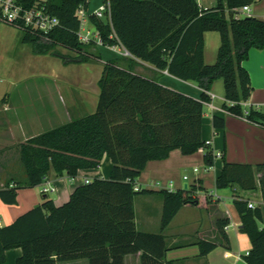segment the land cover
Listing matches in <instances>:
<instances>
[{
    "label": "trees",
    "instance_id": "16d2710c",
    "mask_svg": "<svg viewBox=\"0 0 264 264\" xmlns=\"http://www.w3.org/2000/svg\"><path fill=\"white\" fill-rule=\"evenodd\" d=\"M91 0H18L29 9L37 5L59 19L48 34L18 28L23 42L35 55H49L77 63H99L95 44H82L78 38L81 7L89 10ZM256 0H218L214 9L202 8L197 0H105L109 12L104 18L89 16L106 47H123L129 55L103 64L99 80L100 96L94 113L78 118L51 131L30 138L18 146L24 179L12 180L0 188V200L18 203V192L34 189L46 181L50 172L74 179L81 170L100 168L104 157L113 165L108 179H96L75 189L69 201L57 206L49 198L7 226H0V264H6L7 252L21 249L17 264H59L85 259L89 264H125V257L141 253V264H173L166 261L170 248L163 231L185 206L206 207L212 196L201 185L188 189L160 192L163 215L160 233L137 229L134 201L153 191L136 187L151 161H162L174 150L191 156L205 151V165H215L216 154L203 137L205 104L217 80L224 81V110L245 118L264 129V112L243 103L253 87L243 63L250 50H264V20L239 16L236 12ZM221 35L217 61H204V34ZM57 48L73 53L65 57ZM74 60V61H72ZM182 81L195 82L203 90L200 99L161 85L156 79L136 72L139 62ZM215 128L225 127L214 117ZM224 169L216 180L217 189L234 184L245 191L261 189L264 200V163H232L223 158ZM199 183V182H198ZM140 187V186H139ZM235 199L234 206L242 223V232L251 242L244 256L247 264H264V228L261 208ZM228 218L217 221L220 241L199 239L201 257L219 246L230 249L225 232Z\"/></svg>",
    "mask_w": 264,
    "mask_h": 264
},
{
    "label": "crops",
    "instance_id": "0c3cea01",
    "mask_svg": "<svg viewBox=\"0 0 264 264\" xmlns=\"http://www.w3.org/2000/svg\"><path fill=\"white\" fill-rule=\"evenodd\" d=\"M104 1L98 0V7L91 8L89 12L96 11ZM197 2L204 9H214L218 6V0ZM249 8L251 16L264 20V0H256ZM220 46V33L208 31L204 34L206 64H214L217 61ZM97 51L101 56L99 63H65L62 59L50 55H36L54 61L62 70V75L58 73L53 76L58 90L42 93V97H38L42 102L40 108L29 107L27 102L24 106L17 107L13 105L14 99L10 93L0 98V188H4L12 180L19 181L25 177L18 151L21 143L96 111L100 96L98 83L103 64L120 59L126 53L120 46L98 47ZM138 62L137 73L156 79L161 85L184 95L195 99L202 97L203 90L195 82L182 81L170 75L168 71ZM243 67L248 71L253 87L251 97L243 103V107H252L264 112V50H250L249 58L243 63ZM209 95L211 102L205 104L203 137L217 155L215 165L212 168L206 167L204 150L191 156L174 150L165 160L149 162L138 184L140 188L154 193L135 199L136 226L144 233H160L164 207L160 192L184 189L186 184L188 188L193 184L201 185L212 196V204L206 207V196L202 193L201 206H185L178 212L163 231L170 248L166 261L173 264H247L244 256L249 254L251 242L242 232V223L234 200L243 199L255 208H261L263 221L259 225L264 228V200L261 189L259 187L255 191H245L237 184L217 189L215 184L223 172L224 157L227 161L238 164L264 163V129L224 110L226 99L223 80L214 82ZM214 117L224 119L225 127L215 128ZM112 169V162L104 157L100 168L81 170L74 179L50 172L41 186L20 190L16 205H7L0 200V226L14 223L21 215L41 205L45 198L53 200L57 206L64 205L77 187L84 185L86 181L110 178ZM185 177H188V180H185ZM45 188L51 191L44 194ZM222 218L230 220V225L225 229L230 240V249L219 246L206 257H201L196 242L199 239L219 242L217 221ZM141 255L138 253L126 256L125 264H141ZM21 256V249L8 251L6 264H17ZM59 264H89V261L81 259Z\"/></svg>",
    "mask_w": 264,
    "mask_h": 264
},
{
    "label": "rangeland",
    "instance_id": "374dc122",
    "mask_svg": "<svg viewBox=\"0 0 264 264\" xmlns=\"http://www.w3.org/2000/svg\"><path fill=\"white\" fill-rule=\"evenodd\" d=\"M94 7H98V0L90 1L89 11ZM56 51L65 57L75 56L61 48ZM59 66L50 59L34 55L32 47L23 42L19 29L0 24V98L10 93L13 105L20 107L27 102L29 107L40 108L42 102L38 97H42V93L58 90L53 76L62 75Z\"/></svg>",
    "mask_w": 264,
    "mask_h": 264
},
{
    "label": "built area",
    "instance_id": "2783aa9c",
    "mask_svg": "<svg viewBox=\"0 0 264 264\" xmlns=\"http://www.w3.org/2000/svg\"><path fill=\"white\" fill-rule=\"evenodd\" d=\"M110 8L108 4H102L96 11L90 13L84 7H81L78 11V17L81 25L78 32V38L82 44H95L98 47H103L104 42L101 38V34L96 30L89 21V16L94 14L98 18H104L106 12H109ZM249 6H244L238 9L236 12L239 16H251ZM0 24H6L16 26L18 28H29L39 33L48 34L57 28L60 21L57 17L52 16L45 8V6L37 5L33 8L26 9L19 4L18 0H0ZM125 55H129L128 52ZM245 116L249 114V109H245ZM197 171V170H196ZM188 180V177H185ZM90 183L86 181L85 184ZM139 186L136 187L138 191ZM50 189L45 188L44 194L50 192ZM250 208H255L250 204Z\"/></svg>",
    "mask_w": 264,
    "mask_h": 264
},
{
    "label": "water",
    "instance_id": "95a60500",
    "mask_svg": "<svg viewBox=\"0 0 264 264\" xmlns=\"http://www.w3.org/2000/svg\"><path fill=\"white\" fill-rule=\"evenodd\" d=\"M67 61H69V59H66V61H65V62H67ZM72 61H74V60H72ZM74 62H78V61H77V60H75ZM184 189H188V185H187V184L184 186Z\"/></svg>",
    "mask_w": 264,
    "mask_h": 264
}]
</instances>
